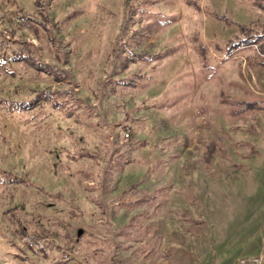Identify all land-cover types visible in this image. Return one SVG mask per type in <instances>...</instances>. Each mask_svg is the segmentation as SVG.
Returning <instances> with one entry per match:
<instances>
[{
  "label": "rangeland",
  "instance_id": "1",
  "mask_svg": "<svg viewBox=\"0 0 264 264\" xmlns=\"http://www.w3.org/2000/svg\"><path fill=\"white\" fill-rule=\"evenodd\" d=\"M39 1L0 0V264H264V64L210 13L264 10Z\"/></svg>",
  "mask_w": 264,
  "mask_h": 264
},
{
  "label": "trees",
  "instance_id": "2",
  "mask_svg": "<svg viewBox=\"0 0 264 264\" xmlns=\"http://www.w3.org/2000/svg\"><path fill=\"white\" fill-rule=\"evenodd\" d=\"M255 3L264 10V0H254ZM34 4L36 6L40 5L41 2L39 0H33ZM40 12V15L42 17V20L40 21L41 26L45 29H56L57 28V22L54 19H50V17L47 15V13L44 10H38ZM210 13L215 17L219 19H223L227 23H235L238 27V32L227 36L223 41V47L226 52H229L233 48L239 46V45H245V44H256L255 49V57H256V63L264 64V20L260 21L259 19L255 18L250 21H241V20H233L229 16L222 14L218 12L217 10H210ZM48 39L54 49H57L58 47V40L54 35L53 31H48ZM217 47H221L220 44H216ZM200 47L203 49V44H200ZM135 55H138L140 57H147V51L146 50H140L137 52H133ZM150 55V53H149ZM132 55H127L121 60L122 65H126L128 58H131L133 60ZM0 64L2 65V58H0ZM56 74V71L53 72ZM45 99L50 101L51 104H54L52 100H50L49 95L44 96ZM14 103L19 106L26 108L29 106L27 102L22 101H14ZM237 103L239 104V110L245 109V108H253V107H259V103L257 98H245L240 97L237 99ZM226 151V148L220 143L219 137H212L210 138L206 143L204 147V153H203V160L206 162L210 161L211 157L215 153H223ZM1 263V262H0Z\"/></svg>",
  "mask_w": 264,
  "mask_h": 264
}]
</instances>
